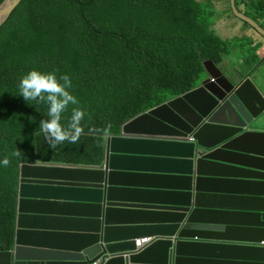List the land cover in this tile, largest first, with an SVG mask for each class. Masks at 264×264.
<instances>
[{
	"label": "water",
	"instance_id": "1",
	"mask_svg": "<svg viewBox=\"0 0 264 264\" xmlns=\"http://www.w3.org/2000/svg\"><path fill=\"white\" fill-rule=\"evenodd\" d=\"M19 2L3 0L0 26ZM236 15L264 35L251 18ZM204 68L195 89L108 136L99 164L21 163L13 240L0 251V264H264V132L251 130L264 114V79L238 78L211 60ZM124 178L153 185L117 181ZM209 201L221 206L205 204ZM241 202L252 204L241 207ZM80 205L97 213L75 219L93 232L37 228L42 221H75L41 212ZM156 216L171 221H113ZM42 236L62 248L37 247ZM143 237L152 240L136 251V240Z\"/></svg>",
	"mask_w": 264,
	"mask_h": 264
},
{
	"label": "trees",
	"instance_id": "2",
	"mask_svg": "<svg viewBox=\"0 0 264 264\" xmlns=\"http://www.w3.org/2000/svg\"><path fill=\"white\" fill-rule=\"evenodd\" d=\"M213 1L223 10L229 4L20 0L0 26V161L10 160L0 163V251L13 240L21 163L99 164L107 137L89 134V127L110 124V135H119L133 118L195 89L205 77V61L220 64L232 54L238 41L221 39L211 27ZM250 6L264 15V3ZM31 69L71 79L69 91L86 112L78 144L53 150L45 142L39 124L48 119V105L19 96L20 79ZM72 107L62 114L65 127ZM16 149L20 157L13 155Z\"/></svg>",
	"mask_w": 264,
	"mask_h": 264
},
{
	"label": "clouds",
	"instance_id": "3",
	"mask_svg": "<svg viewBox=\"0 0 264 264\" xmlns=\"http://www.w3.org/2000/svg\"><path fill=\"white\" fill-rule=\"evenodd\" d=\"M231 1L232 0H229L228 7L226 9L228 11L227 15L240 20L241 22H243V24H245L246 27L257 31L259 34L264 36L255 27H253L248 22L236 15V12L243 14L251 18L260 27L264 29V24L260 22L261 19H264V15H260L261 17L253 18L247 14L249 13L248 11L251 9L250 4L252 2L264 3V0H233V4H231ZM212 29L214 30L213 27ZM214 32L216 33L215 30ZM236 44H239L243 50V46L240 41H238ZM252 55L253 59L248 60L249 63H255L257 60L256 50H254V53ZM224 60L220 64H216L215 62L214 63L217 66L221 67L223 71L227 74L237 72L238 74L236 75L238 78L245 79L248 76H260L264 79V77L260 74H243L237 68L226 70L223 66ZM18 87L19 96L23 97L26 103L37 102L46 103L48 105V119H42L40 121L39 129L40 132L43 133V138L45 142L51 149L55 150L59 145H63L66 142L68 144L79 143L81 136L84 134V126L82 125V121H84L85 119L86 112L81 107H79L78 99L69 91V89L73 87V84L68 75L61 74L59 75V77H57L55 72L46 73L37 69H31L25 72L24 76L20 79ZM70 106H73L71 108V117L67 127H65L61 124V118L62 114L68 111ZM88 119L90 121L91 117L89 116ZM110 129V124L104 128H97L95 126H91L89 127L88 132L89 134H102L103 136L108 137L110 135ZM13 155L20 157L22 153L16 149ZM0 163H2L4 166H8L10 160L6 157L3 159V161H0ZM137 240L135 243L136 251H140L142 248L148 245L147 243H144L142 247H137Z\"/></svg>",
	"mask_w": 264,
	"mask_h": 264
},
{
	"label": "crops",
	"instance_id": "4",
	"mask_svg": "<svg viewBox=\"0 0 264 264\" xmlns=\"http://www.w3.org/2000/svg\"><path fill=\"white\" fill-rule=\"evenodd\" d=\"M214 6L223 9V4L220 2L213 1ZM256 15V17H261L257 15L254 11H252ZM260 22L264 24V19H261ZM214 29L222 39L224 40H238L243 46L239 44H235L233 53L225 58L223 62V66L226 70H231L233 68L239 69L243 74H260L264 77V36L259 34L257 31L248 28L241 22L240 20L233 18L229 15H222L218 12L215 16ZM242 40V41H241ZM256 50L257 60L255 63H249L248 60L253 59V53ZM264 90V87H260ZM255 123L251 125V130L264 132V114L259 118V123L255 126ZM147 162V161H145ZM247 164H252V162H246ZM147 164L150 166L149 162ZM128 171L132 170H143L138 168L137 166H125ZM119 183L127 185L129 187L136 188H151L153 185L151 182H126L125 178L117 180ZM126 183H129L126 184ZM54 196V195H53ZM80 200L88 199L89 197L80 196ZM140 201H146L145 199H139ZM207 205H217L221 206V203L217 202H205ZM243 206L248 207L251 205V202H241ZM96 211L92 208L83 207H73L69 210L62 211H45L41 212V215L48 217H66L70 219H89L92 216H95ZM114 222H170L171 219L166 216H156L153 218H139V217H128V218H117L113 220ZM235 222H242L240 219H234ZM37 228L42 230L43 232H56V233H73V234H81L86 233L89 234L93 232V229L90 226L84 225L82 222L75 221H42ZM142 239V238H138ZM37 247H40L45 250L52 249H60L62 248V244L57 241H52L46 237H43L37 241L35 244Z\"/></svg>",
	"mask_w": 264,
	"mask_h": 264
},
{
	"label": "rangeland",
	"instance_id": "5",
	"mask_svg": "<svg viewBox=\"0 0 264 264\" xmlns=\"http://www.w3.org/2000/svg\"><path fill=\"white\" fill-rule=\"evenodd\" d=\"M215 9H216V13L218 14V12L219 13H221L222 15H227V13H228V11L227 10H223V9H220V8H218L217 6L215 7ZM252 9H250L248 12H249V15L251 16V17H253V18H255L256 17V15L254 14V13H252ZM215 20V19H214ZM211 27H213L214 29H216L215 28V25H211ZM258 121V120H257ZM255 126L257 125V122L254 124ZM262 242H264V241H262Z\"/></svg>",
	"mask_w": 264,
	"mask_h": 264
},
{
	"label": "built area",
	"instance_id": "6",
	"mask_svg": "<svg viewBox=\"0 0 264 264\" xmlns=\"http://www.w3.org/2000/svg\"><path fill=\"white\" fill-rule=\"evenodd\" d=\"M152 240L151 237H146V238H143L142 240H137V247H142L144 243H150Z\"/></svg>",
	"mask_w": 264,
	"mask_h": 264
},
{
	"label": "bare ground",
	"instance_id": "7",
	"mask_svg": "<svg viewBox=\"0 0 264 264\" xmlns=\"http://www.w3.org/2000/svg\"><path fill=\"white\" fill-rule=\"evenodd\" d=\"M260 243H262V245H264V242H260Z\"/></svg>",
	"mask_w": 264,
	"mask_h": 264
}]
</instances>
